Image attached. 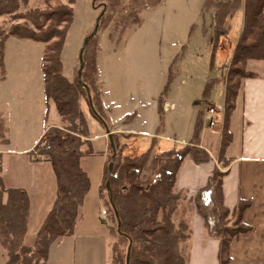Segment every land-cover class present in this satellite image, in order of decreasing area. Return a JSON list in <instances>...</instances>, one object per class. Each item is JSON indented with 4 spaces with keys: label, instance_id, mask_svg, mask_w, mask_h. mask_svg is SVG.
Wrapping results in <instances>:
<instances>
[{
    "label": "trees",
    "instance_id": "obj_1",
    "mask_svg": "<svg viewBox=\"0 0 264 264\" xmlns=\"http://www.w3.org/2000/svg\"><path fill=\"white\" fill-rule=\"evenodd\" d=\"M103 1L100 4L105 5L107 10L100 22L105 24L110 11L117 9L124 0ZM142 1L145 0H131L133 4ZM150 1L152 7H157L163 0ZM43 2L42 7L20 12L22 6L29 4V0H0V16L9 15L14 20L23 21L12 24L7 31L0 33V78H4L6 73L5 43L10 36L45 43L41 59L45 99L47 105L55 103L64 122L63 127H50L45 132L44 138L49 147L39 149L41 155L52 163L57 179V196L33 246L24 243L29 217L28 194L21 188L6 187L0 168V245L8 256L6 264H46L52 244L75 232L80 208L91 186L81 161L87 155L96 154L88 139L89 124L81 109L82 97L89 103L83 84L89 87L95 109L106 120L101 89L98 86L99 48L94 37L84 47L83 84L79 83L78 75L75 81H71L63 73L62 48L74 19L73 4L76 0ZM240 4L241 0H204L205 8L212 7L215 10L217 36L223 33L227 16L237 10ZM134 16L133 22L141 23ZM253 59L264 60V0L244 2V27L224 78L225 123L221 152L231 140L228 121L235 108L241 81L253 76L247 69L248 61ZM211 85L212 83L208 84L206 94ZM201 125L202 123H197V131L190 144L155 157L148 151L136 156L123 155L118 150V141L114 140L117 155L113 171L110 173L108 170L106 176V181H111V191L105 185L100 193L107 206L111 222L110 233L114 238L111 264H126L130 240V264H188L182 244L191 235L186 215L193 202L203 215L209 234L220 239L221 264H230L231 244L250 230L243 220L247 204L241 203L230 213L224 204V173L220 170H216L208 184L193 197L189 198L185 190L176 189L177 174L187 156L198 163L211 159L210 154L199 147ZM5 132V125L0 119L1 138L5 137ZM208 193L213 195L211 207L206 203ZM112 204L118 212L120 231ZM213 215H216L215 222L212 221Z\"/></svg>",
    "mask_w": 264,
    "mask_h": 264
},
{
    "label": "rangeland",
    "instance_id": "obj_2",
    "mask_svg": "<svg viewBox=\"0 0 264 264\" xmlns=\"http://www.w3.org/2000/svg\"><path fill=\"white\" fill-rule=\"evenodd\" d=\"M93 1L76 0L73 4L74 19L61 54L63 73L74 78L72 81L77 79L80 53L86 38L94 31L104 8L103 4L98 7L103 0H97L96 7ZM244 2L241 0L239 8L227 16L220 36L216 32L215 10L205 8L204 0H163L157 7H152L150 0L137 4L124 0L117 9L110 11L105 24L100 22L94 41L100 47L97 65L104 79L105 102L111 104L112 119L136 123L139 131L155 134L148 136L138 132L122 135L118 140L113 135L123 155L135 156L147 151L153 155L188 145L194 139L197 123H202L200 135L205 133L211 135L209 138L217 139L218 134L211 132L212 127L205 120V111L211 104L224 116L225 85L221 79L225 78V69L231 63L244 26ZM43 5V0H30L20 12ZM134 15L140 24L133 22ZM14 23L23 21L9 15L0 16V33ZM45 48V43L32 39L10 36L6 40L4 58L11 63L7 73L11 81L18 74L23 75L22 92L44 97L41 59ZM19 57L22 60L18 65ZM210 83L211 88L206 94ZM82 101L89 136L96 137L106 129L91 109L87 110V99L82 97ZM165 102L175 104L176 108L165 111L162 108ZM44 118L47 124L59 123L60 116L53 104L45 103ZM206 144L214 149L208 142ZM92 145L95 152L105 148L104 141L99 138L92 139ZM100 154L84 157L91 186L83 203L81 234L76 242H71L72 250L68 255L71 264H106L104 258L108 249L103 234L107 233L105 222L109 225L111 222L102 213L107 206L99 195L105 157ZM112 154L110 147L108 167ZM212 202V197L206 198L209 207ZM97 235L102 241L95 239Z\"/></svg>",
    "mask_w": 264,
    "mask_h": 264
},
{
    "label": "crops",
    "instance_id": "obj_3",
    "mask_svg": "<svg viewBox=\"0 0 264 264\" xmlns=\"http://www.w3.org/2000/svg\"><path fill=\"white\" fill-rule=\"evenodd\" d=\"M115 43L117 44V42ZM99 54L100 47L98 57ZM18 59L17 64L19 65L22 59L21 57ZM5 64V76L0 78V119L6 128L5 137H0L1 177L6 187L21 188L28 194L29 217L24 243L27 246H33L37 233L53 208L57 196V179L52 163L43 156H38L35 149L41 137L50 127H62L64 122L60 117L59 123L47 124L44 118L45 93L44 97H39L31 92H22L20 87L23 75L18 74V77L11 81L10 74L7 73L11 69V63L5 59ZM247 69L253 73V76L241 81L235 108L228 121V130L231 134L229 144L221 152L225 123L223 116L220 125L211 129L212 133L218 134L217 144L216 138H209L211 135L207 136L202 133L199 137V147L206 150L211 159L198 163L187 156L179 169L176 180V189L187 191L190 198L197 195L208 184L216 170H220L224 173L222 179L224 204L230 213L241 203L247 204L243 212V220L250 230L240 235L231 244L230 264H264V60H249ZM68 79L72 81L74 78ZM221 81L224 84V77ZM99 85L106 121L112 137L114 135L118 140L122 135H135L138 132L142 135H155L139 131L136 123L128 124L122 123L121 119H112L111 104L105 102L104 99L106 91L100 70ZM32 97L33 99H31ZM50 103L56 108L54 102ZM81 104L87 119L83 101ZM88 106L89 103H86L87 110L90 108ZM94 138H99L105 143L103 150H96V153L103 154L102 157L105 155L102 160L100 182L102 188L108 171L110 136L106 130L100 132L96 137L89 136L91 144ZM207 142L214 149H210ZM122 146L125 148L124 145ZM159 154L154 153L152 156L155 157ZM84 159L83 157L81 165L88 174ZM212 196L210 193L207 194V198ZM82 219L83 206L80 208L74 234L60 238L52 244L46 264L72 263L70 258L68 259V255L72 250L71 242H76L75 240L81 234ZM186 219L191 228V235L189 240L182 244V249L188 258V264H221L219 258L220 239L209 234L205 219L195 202H193L191 210L187 212ZM103 221L105 222L106 219ZM212 221H216V215L212 216ZM105 224L107 233L103 234V242L108 249V254L104 259L106 264H111L113 237L110 233L109 223L105 222ZM96 232L99 234V231ZM95 239L102 241L98 235ZM7 261V253L0 245V264H6Z\"/></svg>",
    "mask_w": 264,
    "mask_h": 264
},
{
    "label": "water",
    "instance_id": "obj_4",
    "mask_svg": "<svg viewBox=\"0 0 264 264\" xmlns=\"http://www.w3.org/2000/svg\"><path fill=\"white\" fill-rule=\"evenodd\" d=\"M96 1L97 0H94L93 1V5L96 7ZM101 4L98 5V7H100ZM103 10L101 11L98 19H97V22H96V25H95V29L94 31L91 33V35H89L87 38H86V41H85V44H84V47L87 45V43L94 37V35L96 34L99 26H100V20L101 18L104 16L105 14V11H106V6L104 5L103 6ZM84 47L82 48L81 50V53H80V67H79V71H78V79H79V83L80 84H83L82 80H81V77H82V72H83V69H84V66H85V63H84V59H83V52H84ZM85 87H86V91H87V95H88V100H89V106L93 112V114L95 115V117L104 125L108 135L110 136V144H111V148H112V151H113V154H112V161L109 163V172L111 173L113 171V168H114V159L117 155V147H116V144H115V141H114V138L112 137V134H111V131H110V128L107 124V121L97 112V110L95 109L94 107V104H93V100H92V95H91V91L89 89L88 86H86L85 84H83ZM106 188L108 191H111V181L110 179H108L106 181ZM114 210H115V213L117 215V218L119 217L118 216V212H117V209L115 208V205L112 204ZM118 230L120 231V220L118 218ZM131 249H132V241L130 240V243H129V246H128V249H127V256H126V264H130V257H131Z\"/></svg>",
    "mask_w": 264,
    "mask_h": 264
},
{
    "label": "built area",
    "instance_id": "obj_5",
    "mask_svg": "<svg viewBox=\"0 0 264 264\" xmlns=\"http://www.w3.org/2000/svg\"><path fill=\"white\" fill-rule=\"evenodd\" d=\"M175 108L176 106L173 103L165 102L163 105V109L165 111L173 110ZM205 112H206L205 120L209 126H211L212 128H215L220 125L221 121L223 120V115H222V112L218 110L216 106L209 104ZM46 146L49 147L48 141L44 138V135H43L41 139L39 140V142L37 143L36 149H35L38 156H42L41 153L39 152V149L42 147H46ZM102 213L105 216L108 215L106 210H103Z\"/></svg>",
    "mask_w": 264,
    "mask_h": 264
}]
</instances>
